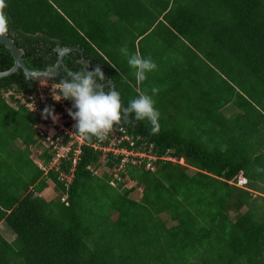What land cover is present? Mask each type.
Wrapping results in <instances>:
<instances>
[{
	"label": "trees",
	"instance_id": "obj_1",
	"mask_svg": "<svg viewBox=\"0 0 264 264\" xmlns=\"http://www.w3.org/2000/svg\"><path fill=\"white\" fill-rule=\"evenodd\" d=\"M6 4L8 36L28 68L54 66L57 46L80 47L87 70L99 65L125 107L144 93L160 116L155 135L148 121L117 126L157 157L152 170H116L120 158L101 163L96 139H84L68 182L60 175H69L70 159L40 169L36 160L47 167L50 156L34 152L42 147L36 116L0 94V224L14 235L0 233V264H264V0ZM125 46L158 66L143 83ZM79 59L66 54L53 82L65 66L83 70ZM13 64L0 43V72ZM40 79L20 70L0 79V91H30ZM50 183L57 196L46 200Z\"/></svg>",
	"mask_w": 264,
	"mask_h": 264
},
{
	"label": "clouds",
	"instance_id": "obj_2",
	"mask_svg": "<svg viewBox=\"0 0 264 264\" xmlns=\"http://www.w3.org/2000/svg\"><path fill=\"white\" fill-rule=\"evenodd\" d=\"M6 8V0H0V37L9 33ZM121 52L126 56L130 68L135 70L137 83H143L147 79V73L157 70L158 66L151 57L144 58L139 53L129 54L127 46L121 48ZM63 71L65 78L52 86V98L57 102H73L75 111L68 109V115L76 122L75 132L86 141L91 142L93 138L102 141L115 127L135 121H148L149 134L155 135L159 132L160 113L155 108L152 96L141 93L125 107L115 87L102 83L107 78L99 65L94 70L79 71H72L65 66ZM49 78L54 77L50 75ZM158 92V88H152L153 94ZM44 115L45 118L51 116L54 121L58 119L54 109L48 107L44 109ZM130 116L134 120H130Z\"/></svg>",
	"mask_w": 264,
	"mask_h": 264
},
{
	"label": "built area",
	"instance_id": "obj_3",
	"mask_svg": "<svg viewBox=\"0 0 264 264\" xmlns=\"http://www.w3.org/2000/svg\"><path fill=\"white\" fill-rule=\"evenodd\" d=\"M55 83L57 82H53L51 79H40L30 91H20L13 85L10 88L1 89L0 94L9 106L14 109L24 107L36 116L37 123L34 127L38 139L37 143L41 144L42 147L34 152H37L38 155L44 152L50 156L49 166H43L38 159L36 160L37 166L42 170L52 167L58 169L64 160L70 159L69 175L65 173L60 175L61 180L70 182L81 153V146L84 144V138L75 132L74 125L76 122L68 115V109L75 111L73 102L53 100L52 86ZM46 107L54 109V114L58 117L57 120L54 121L51 116L45 118L44 109ZM91 147L93 150L102 153L101 163L107 160L109 154L120 158L119 167L116 170H120L128 163L132 165L145 164L147 169L152 170L153 162L157 160L155 155L142 149V146L136 147V140L122 127H115L104 140H95ZM162 159L176 161L172 157H163ZM179 162L183 163V160ZM114 176L116 177V175ZM245 183L246 179L240 174L236 184L242 186ZM111 184L113 185L112 182Z\"/></svg>",
	"mask_w": 264,
	"mask_h": 264
},
{
	"label": "water",
	"instance_id": "obj_4",
	"mask_svg": "<svg viewBox=\"0 0 264 264\" xmlns=\"http://www.w3.org/2000/svg\"><path fill=\"white\" fill-rule=\"evenodd\" d=\"M0 43L10 52V54L13 57L14 64L13 66L6 70L0 72V79L9 77L20 70L23 72L26 79L31 78H41V79H50V75L56 79L59 77V68L63 64V59L66 54L70 53L71 51H77L80 54L79 63L82 65V68L87 70L89 67V61L86 59V55L84 51L80 47H59L57 46L55 48V51L58 54V58L54 66L48 68L47 70H32L28 68L24 62L23 55L24 51L21 48H18L14 40L8 36V34L4 37H0ZM109 86L114 88V85L112 82L108 83Z\"/></svg>",
	"mask_w": 264,
	"mask_h": 264
},
{
	"label": "rangeland",
	"instance_id": "obj_5",
	"mask_svg": "<svg viewBox=\"0 0 264 264\" xmlns=\"http://www.w3.org/2000/svg\"><path fill=\"white\" fill-rule=\"evenodd\" d=\"M231 110L232 109H226V107H225L224 113L230 114ZM16 143L19 146V149L22 150L21 148H23V146H21L20 141H17ZM34 149H36V148H34ZM102 168L107 170L105 167H102ZM56 196H57L56 191L53 188V185L50 183V185H48L47 188L43 191L42 197L45 198L46 200H51V199L55 198ZM131 196L135 199H138L140 197V191L139 190L135 191L134 193H132ZM0 233L7 241H11L14 238V235L12 234L10 228H8L4 223L0 224Z\"/></svg>",
	"mask_w": 264,
	"mask_h": 264
}]
</instances>
